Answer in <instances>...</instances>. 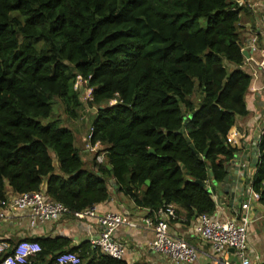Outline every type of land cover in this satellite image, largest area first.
Returning <instances> with one entry per match:
<instances>
[{
  "label": "trees",
  "instance_id": "1",
  "mask_svg": "<svg viewBox=\"0 0 264 264\" xmlns=\"http://www.w3.org/2000/svg\"><path fill=\"white\" fill-rule=\"evenodd\" d=\"M248 1L0 0V202L44 192L71 216L108 201L114 182L151 216L168 206L189 221L214 214L207 186L224 182L239 151L229 132L249 114L240 29ZM79 78L97 110L90 141L101 150L89 167L73 130L42 122L56 99L79 117ZM258 151L252 190L264 210V132ZM28 240L42 247L32 264L68 252L81 264H126L89 241Z\"/></svg>",
  "mask_w": 264,
  "mask_h": 264
},
{
  "label": "crops",
  "instance_id": "2",
  "mask_svg": "<svg viewBox=\"0 0 264 264\" xmlns=\"http://www.w3.org/2000/svg\"><path fill=\"white\" fill-rule=\"evenodd\" d=\"M241 3L243 4V2ZM247 6L249 12L242 14L240 29L243 48L249 55L242 69L253 77L246 97L249 114L236 120L229 135L235 136L234 142L231 145L240 151L246 149L245 145H250V154L248 155L247 161H251L254 159L253 150L256 147L258 149V144L264 132V72L262 68V64L264 63V0H249ZM82 134L77 132V137L82 138V141H84L85 138ZM77 147L81 151V156L82 154L84 155L82 158L89 167L93 160L89 159L91 158L90 150L84 149V147L82 148L81 145ZM255 170L253 169L252 177ZM252 177L249 190L250 197L253 191ZM110 185L111 197L108 201L96 207L99 212L124 214L128 222H138L144 217H152L150 210L136 206L134 201L118 192V188L115 187L114 182H111ZM43 189L45 191L46 186ZM219 191L217 190L216 195L213 196L217 203L216 213L218 217L222 220H232L247 213L251 220L247 239L249 257L252 264H262L264 262V210L258 204H252L249 211L242 210L240 213L237 208L229 205V200H226V196H219ZM13 195L15 194L9 193V196ZM174 208L176 212L179 211V213L177 212L179 218L169 222L172 232L187 238L191 243L203 247L205 250H210L211 246L209 244H204L198 239L191 238L195 218L189 221L186 211L179 210L177 207ZM22 214L21 216L23 218L11 222L0 221V241L12 240V243H16L23 238L55 239L64 237L71 240L72 247H77L87 243L93 235H98L102 231V228L95 221L77 220L73 216H64L59 221L38 224L37 227L32 228L28 218L24 215L25 213ZM114 238L127 247V252L124 257L126 264H173L152 250L150 242L153 239V234L148 231L124 226L116 231ZM231 257L232 262L235 263L237 261L235 256L231 255ZM194 264L213 263L202 257Z\"/></svg>",
  "mask_w": 264,
  "mask_h": 264
},
{
  "label": "built area",
  "instance_id": "3",
  "mask_svg": "<svg viewBox=\"0 0 264 264\" xmlns=\"http://www.w3.org/2000/svg\"><path fill=\"white\" fill-rule=\"evenodd\" d=\"M262 68L264 72V63ZM91 137L90 131L87 149L94 152L99 145L93 146L90 141ZM234 137V135H229V144L234 142ZM104 160L103 154L97 157L98 163H103ZM211 194L215 196L214 193ZM259 201L260 195L252 191V196L243 204L242 210L249 211L252 204H257ZM22 213H25L32 228L37 227L38 224L59 221L71 214L62 203L49 200L44 192L8 196L7 200L0 202V221L11 222L23 218ZM71 216L77 220L95 221L102 231L90 238L92 248L116 260H124L127 247L116 240L114 235L120 227L127 226L152 233L153 239L150 242L152 250L173 264H194L202 257L213 264H252L247 243L251 220L247 213L232 220H222L216 212L212 215H197L191 238L209 244L210 250H205L191 243L187 238L172 232L169 222L179 218L173 206L161 208L154 212L152 217H144L138 222H128L125 215L121 213H101L96 207L72 213ZM230 249H234L235 253H229ZM41 252L42 247L36 241L25 238L16 243L1 240L0 264H32ZM231 255L237 259L235 263L232 262ZM52 264H81V260L77 254L68 252L57 256Z\"/></svg>",
  "mask_w": 264,
  "mask_h": 264
},
{
  "label": "water",
  "instance_id": "4",
  "mask_svg": "<svg viewBox=\"0 0 264 264\" xmlns=\"http://www.w3.org/2000/svg\"><path fill=\"white\" fill-rule=\"evenodd\" d=\"M243 55L248 59L249 55L247 51L244 50ZM191 118L192 115L189 117L187 122H185V125L181 130L182 133L186 132L187 123L191 120ZM245 148L246 149L244 151L239 150L234 155L233 159L226 165L227 176L224 182L222 184L212 182L210 187L209 185L207 186L208 191L210 188V193H214L215 195L217 190H220L219 196H226V200H229V205L237 208L240 213L242 212L243 204L250 199L249 190L251 187V174L253 173V169L257 168L258 164L257 147L253 150L254 159L251 161H247L248 155L250 154V145H245ZM150 153H153V151L151 150ZM198 184L203 187L206 186L203 182L198 181ZM146 185L150 186V181H146ZM229 253L234 254V249H230Z\"/></svg>",
  "mask_w": 264,
  "mask_h": 264
},
{
  "label": "rangeland",
  "instance_id": "5",
  "mask_svg": "<svg viewBox=\"0 0 264 264\" xmlns=\"http://www.w3.org/2000/svg\"><path fill=\"white\" fill-rule=\"evenodd\" d=\"M205 23V21H204ZM42 44L40 43L39 46ZM229 66V65H228ZM87 84L83 82L80 78L78 79V82L76 84V90L81 92V98L83 101V107L79 110V117L77 119L70 118L67 113L64 104L61 100L56 99L55 105L53 107V115L49 119L42 120L43 124H48L50 122L59 120V125L63 127L70 128L73 130L75 136H76V146H82L84 149L88 148L89 139L88 134L91 131L92 121L97 113L96 108H92L87 103L88 100H90L91 97V91L86 88ZM77 132L83 133V137L85 138L84 141H82V138L77 137ZM101 150V147L95 149V151H90V160H92L95 155L97 154V151L99 152ZM84 157V155L82 154Z\"/></svg>",
  "mask_w": 264,
  "mask_h": 264
}]
</instances>
